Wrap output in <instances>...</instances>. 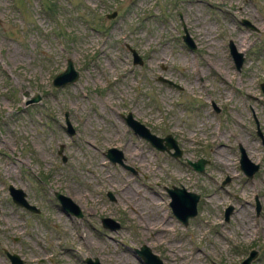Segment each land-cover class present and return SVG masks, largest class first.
<instances>
[{
    "label": "rangeland",
    "instance_id": "1",
    "mask_svg": "<svg viewBox=\"0 0 264 264\" xmlns=\"http://www.w3.org/2000/svg\"><path fill=\"white\" fill-rule=\"evenodd\" d=\"M67 59L77 79L53 88ZM260 83L264 0H0V264H9L5 252L23 264H144L141 245L162 264H237L252 249L251 264H264ZM33 92L40 101L25 106ZM127 113L170 135L180 156L133 133ZM109 147L122 164L105 157ZM240 148L259 165L251 178L239 169ZM198 158L202 172L186 163ZM8 185L38 212L13 203ZM171 186L199 195L186 225L168 206ZM153 215L165 218L164 233L143 231ZM105 217L118 228H103Z\"/></svg>",
    "mask_w": 264,
    "mask_h": 264
},
{
    "label": "water",
    "instance_id": "2",
    "mask_svg": "<svg viewBox=\"0 0 264 264\" xmlns=\"http://www.w3.org/2000/svg\"><path fill=\"white\" fill-rule=\"evenodd\" d=\"M114 12L107 14L106 16L108 18H111L114 16ZM240 23L247 27L248 29H252V25L244 20L241 19ZM184 44L189 48L193 49V45L188 38L187 34L184 32V35L181 37ZM131 53L132 57V64L140 65L142 63L141 58L135 53L133 49H128ZM229 54L231 56V59L234 63V66L236 69L239 68L242 62V57L239 53H237L232 46V44L229 43ZM66 68L63 72H59L55 74V76L52 78V87L53 88H59L62 87L65 84L73 83L77 79V71L74 70L71 61L69 59L66 60ZM159 81H164V79L159 78ZM260 91L262 93L263 99H264V83L259 84ZM23 95L26 97L27 93L24 92ZM40 101V96L37 94V92H33V96L26 98L24 105L29 104H36ZM124 120L127 124H132L134 129H131L133 133L138 135L139 137L145 139L152 147L159 151H166L169 153L172 157H179L180 156V149L176 145V141L170 136L166 135L164 137H157L149 132L147 128H145L141 123L135 121L129 113L126 114L124 117ZM65 130L71 134L73 132V129H71L68 121L65 119ZM136 128V129H135ZM170 149L172 151H170ZM59 152V151H58ZM105 157L111 162V163H118L122 164V153L121 151L117 150L116 148L109 147L105 151ZM206 160L202 158H198L195 161H186V163L191 166V168L196 172H202L203 166L206 164ZM238 166L243 175L247 178H251L253 174L257 171L259 165L256 163L251 162L247 156L245 155L244 151L240 148L239 149V158H238ZM7 191L9 193V196L11 198V201L15 203L18 206H21L31 212L37 213L38 209L33 207L32 205H29L26 200L24 199V193L19 188H14L11 185H8ZM165 191L169 197L168 206L171 210V213L174 215V217L181 222L182 225L187 224V220L189 218H192L196 215V203L199 199V195L191 192L186 191L183 187H175L171 186L168 188H165ZM55 199L58 201L61 209L65 211L66 213L72 214L76 216L77 218L81 217V212L79 211V208L65 195H62L60 193L54 192L53 193ZM108 196L111 198L110 193H108ZM229 208L225 209L224 211V219H227V215L229 212ZM256 210H258V205L256 204ZM101 226L103 228H108L111 230L118 228V223L111 220L110 218H102L100 220ZM134 252L138 256V258L144 263V264H162L158 256L150 251V249L145 246L141 245L139 248H135ZM6 257L9 260V264H23L22 260L19 258V256L15 253H8L5 252ZM257 251L252 249L250 250L246 257H244L240 262L237 264H250L253 259L256 257ZM84 264H99L98 260L96 258H89L85 257L83 259Z\"/></svg>",
    "mask_w": 264,
    "mask_h": 264
},
{
    "label": "bare ground",
    "instance_id": "3",
    "mask_svg": "<svg viewBox=\"0 0 264 264\" xmlns=\"http://www.w3.org/2000/svg\"><path fill=\"white\" fill-rule=\"evenodd\" d=\"M242 43V40L239 41V44ZM238 44V45H239ZM221 61V60H220ZM212 65V64H211ZM219 65V64H218ZM212 67V66H211ZM127 126L129 128H133L132 124H127ZM136 129V128H135ZM134 152V151H133ZM136 156V155H135ZM134 157V156H133ZM218 160V159H217ZM222 161V160H221ZM152 203H156V200L153 199ZM154 205V204H153ZM134 208V207H133ZM156 208V207H155ZM142 209V208H141ZM155 210V209H154ZM152 213V212H151ZM152 215V214H151ZM163 215V214H162ZM149 216V215H148ZM144 220L142 221V223L140 222V224L142 225V229H144L143 231L146 230V232H157L159 234L164 233V231L166 230V227L163 226L161 224V221H163L165 218L160 216V218L155 217V215L149 217L143 216ZM139 220V219H138ZM247 226V225H246ZM142 232V231H141ZM167 232V231H166ZM245 232V231H244ZM143 233V232H142ZM150 234V233H149ZM153 234V233H152ZM155 236V235H154ZM161 236V235H160Z\"/></svg>",
    "mask_w": 264,
    "mask_h": 264
}]
</instances>
